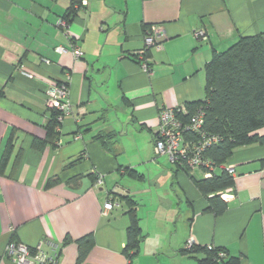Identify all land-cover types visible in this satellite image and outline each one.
<instances>
[{
    "label": "crops",
    "instance_id": "crops-1",
    "mask_svg": "<svg viewBox=\"0 0 264 264\" xmlns=\"http://www.w3.org/2000/svg\"><path fill=\"white\" fill-rule=\"evenodd\" d=\"M72 1L0 0V159L11 142L0 174V264H17L3 255L11 239L40 245L46 255L56 248L58 264H76V241L88 235L82 264H128V207L121 202L103 215L111 193L138 203L142 247L158 252L141 248L134 264H198L201 255L182 252L189 240L239 264H264V144L236 148L222 166L233 170L234 188L224 192L228 208L216 216L205 211L190 177L204 173L174 172L153 142L162 109L204 98L213 50L241 36L264 42V0H80L63 29L59 21ZM153 27L163 37L159 50L143 40ZM143 50L149 70L133 58ZM64 84L58 142L38 151L33 140L45 138L52 116L48 92ZM124 169L143 178H129L138 183L131 184ZM54 178L59 182L46 188Z\"/></svg>",
    "mask_w": 264,
    "mask_h": 264
},
{
    "label": "trees",
    "instance_id": "trees-1",
    "mask_svg": "<svg viewBox=\"0 0 264 264\" xmlns=\"http://www.w3.org/2000/svg\"><path fill=\"white\" fill-rule=\"evenodd\" d=\"M80 2V0L72 1L67 14L62 18L67 24L74 12L73 8ZM133 58L141 64L142 61L137 59V54ZM143 59H149L148 52H144ZM147 66L149 69L148 63ZM204 73V98L187 103L183 108H172L182 125L190 123L195 115H201V125L198 130H185L182 133V140L187 146L208 143L198 154L201 164L195 169L190 168L186 159L182 158L170 163L174 167V172L181 170L190 174L199 169L204 173L202 178H196L193 174L190 177L197 191L207 202L205 211L217 216L223 214L228 208L227 202L222 197L224 192L234 188L232 173L222 166L236 148L254 143L264 144V135H259V130L264 128V42L262 37L260 35L241 36L225 50H213L210 60L204 67ZM51 111L52 116L45 124V138L35 139L32 143V148L38 151H42L48 145L55 146L58 142L60 122L57 118L62 117V113L55 108ZM106 137L98 135L97 139L105 140ZM10 149L9 139L0 159V174L4 171ZM190 156L191 154H188L187 157ZM82 158L83 156L80 155L64 168L78 164ZM215 170L219 171L215 172ZM124 172H127V177L132 180L135 178L139 181L143 178L142 174L133 169H124ZM58 182L57 178L50 179L46 183V188ZM111 195L128 207L126 214L129 224L125 231V246L122 254L128 264H134L144 238L135 210L136 201L132 196L114 193ZM66 241L68 240H65L64 244ZM10 243L19 242L11 239L8 244ZM76 244L78 248L76 264H82L92 246V236L83 237L77 240ZM36 248L37 246L27 247L30 256L36 254ZM182 252L187 256L201 255L198 264H239L238 257L226 256L224 250L208 246L193 245L189 249L184 247ZM49 256H55L58 261L59 252L55 248Z\"/></svg>",
    "mask_w": 264,
    "mask_h": 264
},
{
    "label": "built area",
    "instance_id": "built-area-1",
    "mask_svg": "<svg viewBox=\"0 0 264 264\" xmlns=\"http://www.w3.org/2000/svg\"><path fill=\"white\" fill-rule=\"evenodd\" d=\"M59 26L63 29H66L68 24L61 20L59 21ZM153 34H149L144 37V43L146 48H154L159 50L161 48L162 34L159 28H152ZM197 38L205 39V35L202 31H199L196 34ZM61 53H64L65 50L59 48ZM144 50L137 53V59H139L142 64L143 69L149 70L147 63L148 59H143ZM73 56L76 59H79L82 56V53L79 50H74L72 52ZM68 80V77L66 78ZM49 102L48 106L50 108H55L60 112H64L66 105L62 103L63 99L67 94L66 84L56 86L48 92ZM60 119V118H59ZM159 126L158 130L153 136L154 142V152L155 155L161 156L165 155L171 163L175 162L179 158L186 159L187 164L190 168L198 167L201 162L199 160V152L208 144L207 142H202L197 146H187L182 140V133L185 130H198L201 125V115H195L191 118L190 123L187 125H182L180 121L177 120L175 112L172 108H164L158 114ZM188 154H191L190 157H187ZM230 173L233 172L231 168H228ZM101 181H97V184H100ZM224 198V196H222ZM122 203L112 195L108 196L107 201L103 204L102 212L103 215H106L108 212L114 209H120ZM194 245L192 240H189L185 248L189 249ZM4 257L10 259L11 261L17 264H58V261L55 256L46 255L40 245L36 248V254L30 256L27 247L24 244H8L3 253Z\"/></svg>",
    "mask_w": 264,
    "mask_h": 264
},
{
    "label": "rangeland",
    "instance_id": "rangeland-1",
    "mask_svg": "<svg viewBox=\"0 0 264 264\" xmlns=\"http://www.w3.org/2000/svg\"><path fill=\"white\" fill-rule=\"evenodd\" d=\"M133 179H134V181H137V180H135V178H133ZM126 181H128V182L131 183V184H138L137 182H134V181L129 180V178L126 179ZM139 181H140V180H139ZM140 193H141V192H140ZM141 195H142V194L138 195V197L140 198ZM135 204L137 205L138 203L135 202ZM138 214H139V213H137V216H138V218H139V224H140V227L142 228V227L144 226V221L139 217ZM143 232H144L143 235L146 236V235H145V233H146L145 230H144ZM152 233H153V232H152ZM151 236H152V235H151ZM146 239H147V238H146ZM149 239H151V238H149ZM149 239H148V240H149ZM169 243H170V242H169V240H168V241L165 243L164 248H163V247H159V248L161 249L160 251L162 252V251H164L163 249H165V250L168 249V244H169ZM161 246H163V245H161ZM152 247H153V246H152L151 244H149L147 247H146V246H145V247H144V246L142 247V244H141V247H140V249L142 248V249H141V253H143V252H147L149 248H150V249H153L155 246H154L153 248H152ZM153 251L156 252V253L158 254V252L156 251V249H153Z\"/></svg>",
    "mask_w": 264,
    "mask_h": 264
}]
</instances>
